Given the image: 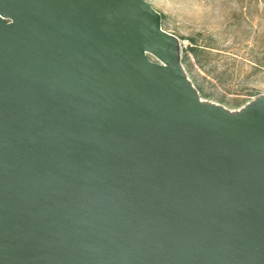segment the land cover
Masks as SVG:
<instances>
[{
	"label": "water",
	"instance_id": "obj_1",
	"mask_svg": "<svg viewBox=\"0 0 264 264\" xmlns=\"http://www.w3.org/2000/svg\"><path fill=\"white\" fill-rule=\"evenodd\" d=\"M161 20L0 0V264H264V93L201 99Z\"/></svg>",
	"mask_w": 264,
	"mask_h": 264
},
{
	"label": "rangeland",
	"instance_id": "obj_2",
	"mask_svg": "<svg viewBox=\"0 0 264 264\" xmlns=\"http://www.w3.org/2000/svg\"><path fill=\"white\" fill-rule=\"evenodd\" d=\"M146 1L183 48L198 45L181 62L201 99L235 110L264 93V0Z\"/></svg>",
	"mask_w": 264,
	"mask_h": 264
},
{
	"label": "trees",
	"instance_id": "obj_3",
	"mask_svg": "<svg viewBox=\"0 0 264 264\" xmlns=\"http://www.w3.org/2000/svg\"><path fill=\"white\" fill-rule=\"evenodd\" d=\"M162 19H164V15L161 14ZM198 45L196 44L194 39H191L190 45L183 48L184 55H186V51H195L197 49Z\"/></svg>",
	"mask_w": 264,
	"mask_h": 264
}]
</instances>
